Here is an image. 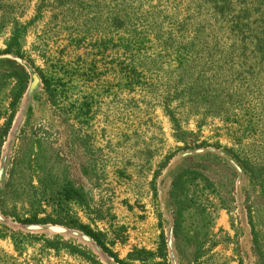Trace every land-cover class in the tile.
Listing matches in <instances>:
<instances>
[{
    "label": "rangeland",
    "instance_id": "rangeland-1",
    "mask_svg": "<svg viewBox=\"0 0 264 264\" xmlns=\"http://www.w3.org/2000/svg\"><path fill=\"white\" fill-rule=\"evenodd\" d=\"M4 3L0 264H264V0Z\"/></svg>",
    "mask_w": 264,
    "mask_h": 264
},
{
    "label": "trees",
    "instance_id": "trees-1",
    "mask_svg": "<svg viewBox=\"0 0 264 264\" xmlns=\"http://www.w3.org/2000/svg\"><path fill=\"white\" fill-rule=\"evenodd\" d=\"M0 4H5L4 0H0ZM22 69L23 68L20 66V70ZM16 75L19 76L21 80H23V84L22 85L19 84L20 87L18 91H16L17 96H19L24 91L25 88L24 87L25 77H22L19 73H17ZM43 82L46 88L49 89L48 87L49 83L47 82V80L43 79ZM66 193L68 194V197L73 196V194L75 198L82 196V192L79 190H73L72 192L66 191ZM15 220L21 224H27V225L28 224H41V225L60 224V225L68 226L70 228L77 229L81 233L90 237L96 244H98L102 248V250L114 261L115 264H170L167 257V245L163 234L161 235V241L156 251L153 252L146 248H137V249L135 248L131 253H129L128 259H122L118 257V255L115 252H113V250L110 249V247H108L104 243L102 237L98 232L94 231L87 223H83L73 216L64 215V216L55 217V216L46 215L43 217H38L36 215H33L31 217H23V218L15 217ZM153 256H159L160 259L159 260L151 259ZM136 261H138L139 263H135Z\"/></svg>",
    "mask_w": 264,
    "mask_h": 264
}]
</instances>
